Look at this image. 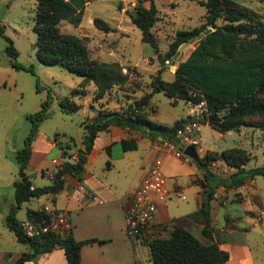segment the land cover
Returning <instances> with one entry per match:
<instances>
[{
    "label": "trees",
    "instance_id": "obj_1",
    "mask_svg": "<svg viewBox=\"0 0 264 264\" xmlns=\"http://www.w3.org/2000/svg\"><path fill=\"white\" fill-rule=\"evenodd\" d=\"M87 1L37 0L35 9L33 31L37 35L34 43L37 60L45 65L64 67L81 78L69 96L58 100L59 108L68 113L80 109L81 104L73 98L84 97L88 85L93 84L95 87L93 99L100 100L112 87L128 83L130 69L137 72L135 66L124 71L125 67L118 61H98L91 58L83 38L60 30L61 21L75 26L81 23ZM142 1L146 0H139L135 10L127 13L140 30L141 41L153 47L162 64H165L166 60H172L182 43L208 27L213 30L202 37L185 58L177 62L172 81L163 80L160 75L161 69H158L150 79L149 91L132 103L120 110H99L93 116L86 117L82 122L83 148L78 149L77 159L64 160L54 173V179L44 186H33L26 168L33 142L38 135L39 121L47 116L48 102L44 101L39 111L28 115L31 127L24 139L23 147L14 156L18 165V177L13 182L14 202L10 205L4 221L17 241L26 244L29 250L21 252L13 264L35 262L39 256L55 248L64 250L67 264H80V251L84 244L105 242L95 238L76 240L70 230L27 237L22 231L21 221L16 218V213L23 202L60 191L65 183L64 174L80 176L98 133L111 125L140 130L146 132L151 139L160 137L162 142L174 139L176 130L185 121L190 120L191 116L180 118L170 126L151 120L147 107L155 92H163L173 101L184 100L185 103L188 100L194 103L204 100L207 110L199 121L202 124L207 123L217 132L239 130L241 126L264 129V23L259 13L236 0H204L201 2L206 8L204 22L192 29L177 31L168 49L160 54L152 31L158 9L154 0H148V6L142 4ZM93 23L105 33L112 31L111 26L98 17L93 19ZM2 36L8 43L7 55L13 59V66L19 68L15 62L18 52L12 40L3 34ZM53 139L63 157L75 143L73 138L66 137L65 134H55ZM121 146L123 150H131L136 148V141L132 138L123 139ZM217 158L222 159L235 171L226 177L214 173L209 168V162ZM247 161L245 149L239 146L221 151L208 149L204 152L198 165L203 173V179L198 182L203 189L202 204L196 212L187 215L183 220L188 218L200 220L203 224L202 235L209 240L203 242L184 225L174 223L169 236L160 237L152 233L145 238L152 264H227L228 252L221 249L219 242L212 237L210 202L214 198L215 189L220 186L239 187L245 183L247 177L264 176V166L246 170ZM26 213L28 218L46 216L43 209H27Z\"/></svg>",
    "mask_w": 264,
    "mask_h": 264
},
{
    "label": "rangeland",
    "instance_id": "obj_2",
    "mask_svg": "<svg viewBox=\"0 0 264 264\" xmlns=\"http://www.w3.org/2000/svg\"><path fill=\"white\" fill-rule=\"evenodd\" d=\"M133 1L135 6H131L129 0H92L83 14L80 27L66 21L60 22L59 27L62 32L78 34L84 39L86 45L88 37H91L94 43L107 44L115 51V57L129 63L124 65L126 68L124 71L127 68H133L134 63L137 66L135 67L137 72L129 70L128 83L112 87L105 95L106 100L93 99L95 87L93 84L88 85L84 97L73 98L81 104L80 109L68 113L59 108L58 100L69 96L70 91L77 86L81 78L64 67L45 65L37 60L34 48L37 35L33 31L37 0H0V260L3 253L15 255L29 250L26 244L17 241L14 233L7 228L4 221L10 205L14 202L13 182L18 177V165L14 156L23 147L24 139L31 127L28 115L39 111L44 101L48 102L47 116L39 121L37 142L39 150L37 151L42 153L46 151L44 159L50 160L57 156L58 149L48 151L44 140H52L55 134H65L66 137H71L78 143L83 133L80 124L87 115L90 117L99 110L116 111L126 107L149 91L150 79L158 69H161L160 75L163 80L172 81L174 79L171 68L176 66L177 61L173 64L172 58L169 63L162 64L153 47L141 41L140 30L127 13L134 11L139 3V0ZM202 1L204 0H154L158 12L152 31L160 54L168 49L177 31L192 29L204 22L206 8L201 4ZM236 1L258 12L264 23V0ZM142 4L148 6L149 2L148 0L142 1ZM96 17L107 22L112 28L103 40L97 36L103 31L93 23ZM2 34L13 42L18 52L15 62L20 66L19 68L13 66V59L6 53L8 43ZM193 46L189 44L183 50L182 59ZM90 49L95 54V47L91 46ZM151 105L149 111L154 108V112L151 111L148 117L165 124H172L176 117L188 111L184 100H177L173 103L163 92L153 94ZM201 136L200 146L205 150L201 152L200 157L208 149L221 151L228 147L239 146L245 149L248 156L245 164L246 170L264 166V129L241 126L239 130L219 133L202 125ZM191 167L194 170H201L193 162ZM209 168L214 173L225 177L235 171L220 158L210 161ZM132 172L133 168L130 166L127 178L121 177L120 179H127L129 182L133 178ZM45 173L46 171L43 172ZM49 173L52 172L46 173V176ZM117 175V173L112 174L114 179ZM31 180L38 186L50 182L39 174H32ZM182 192L185 191L182 190ZM215 192L217 197L214 212H219V220L223 221L225 219L223 212L226 213V220L229 223L227 225L234 228L233 232L238 236V243H245L249 246L251 258L246 264H264V176L247 177L242 186L228 188L220 186ZM43 200L35 198L23 203L16 213V218L19 221H25L27 219L26 209L28 207L40 208ZM167 201L174 211L178 213L185 211L183 206L186 205L187 200L171 194ZM174 223L185 226L181 220H172L160 228L161 231L155 232L156 235L169 236ZM194 227L190 226V230L201 238V234ZM244 228L247 229L243 230ZM145 243L148 242L145 241Z\"/></svg>",
    "mask_w": 264,
    "mask_h": 264
},
{
    "label": "crops",
    "instance_id": "obj_3",
    "mask_svg": "<svg viewBox=\"0 0 264 264\" xmlns=\"http://www.w3.org/2000/svg\"><path fill=\"white\" fill-rule=\"evenodd\" d=\"M91 1L88 0L86 2L84 12ZM119 3L122 2L119 1ZM80 24L77 27H80ZM108 33L100 32L97 36L103 40L108 36ZM86 41H88L87 45L91 58L98 61L115 60L122 66L129 64L127 61L115 57V51L107 44L94 43L91 37L86 38ZM91 46L95 47V54L91 51ZM133 66L137 67L136 63ZM172 71L174 74V70ZM106 99L105 96L100 100ZM170 100L176 103L172 98ZM151 106L150 101L147 107L148 111ZM151 111L154 112V108ZM188 114L189 108L183 115L176 117L173 123L180 118L186 117ZM86 117L89 116L87 115ZM80 125L82 126V123ZM202 125L210 127L207 123ZM131 138L136 141V148L123 150L121 140ZM38 139L39 136L37 135L36 140L33 142L30 160L26 168V173L30 178L32 174H39L42 178H46V173H55L64 160L75 161L78 149L83 148L81 137L79 142L75 141L74 145L67 150V154L63 157L54 139H46L44 143L47 146V150L52 151L54 148H57L58 154L50 160H45L44 154L47 152L42 153L37 151L39 150V147H37ZM61 140L62 142L64 141L62 138ZM162 144L163 142L160 140V137L151 139L146 132L111 125L108 129L98 133L93 147L87 156L84 171L80 176L70 173L64 174L65 183L60 191L55 194L48 193L38 197V199H44L41 202L42 206L40 208L28 207L27 209H43L46 212L66 211L71 217L70 231L76 240L95 238L105 241L103 243L96 241L84 244L80 251V264H151L149 248L145 243L146 239L126 236L124 216L135 191L142 179L147 175L154 159L160 157L166 186L169 190L168 198L171 194H175L177 197L187 200V202L183 206L185 211L181 213L174 211L167 200L160 204L157 215L158 225L153 231H161L160 228L173 219L177 221L181 220L188 229H190V226H195L194 228L201 234V238L194 231H191L201 241L206 242L209 239L202 235L203 224L200 220L190 218L183 220L184 217L196 212L201 207L203 189L198 182L203 179V173L201 170H194L191 167L192 162L197 165L194 161L175 157L171 151L165 150ZM201 149L202 151L205 150L203 147ZM202 151L198 152V155H201ZM130 166L133 168V178L129 182H127V179H120L121 177L127 178ZM44 171H46L45 174H43ZM113 173L118 174L116 179L113 178ZM32 185L38 186L33 181ZM182 190L185 191V194ZM178 191L182 192L183 197L177 194ZM216 197L217 193L215 192L214 198L210 202V227L213 240H217L219 247L228 252L229 258L227 264H246L251 258L249 246L245 243H238L239 239L233 232L234 228H230L227 225L229 223L226 220V213L223 212L225 219L223 221L219 220V212H214ZM246 229L244 228L243 230ZM20 254L11 255L3 253L0 264H13ZM23 264H67V261L64 250L55 248L51 252L39 256L37 261H26Z\"/></svg>",
    "mask_w": 264,
    "mask_h": 264
},
{
    "label": "built area",
    "instance_id": "obj_4",
    "mask_svg": "<svg viewBox=\"0 0 264 264\" xmlns=\"http://www.w3.org/2000/svg\"><path fill=\"white\" fill-rule=\"evenodd\" d=\"M129 2H131V6H135L133 0H129ZM165 62L169 63V60ZM186 104L191 119L185 121L176 130L174 139L165 140L162 145L165 150L171 151L175 157L190 160L191 158L185 155L183 150L186 146H192L197 152L202 151L200 146L202 123L199 120L203 117L207 108L204 100L197 103L188 100ZM47 176L46 178L49 181L54 179L53 172ZM30 188L32 189L33 186ZM177 194L183 197L182 192L178 191ZM168 196L169 190L162 169V160L157 157L154 159L147 175L142 179L125 211L126 236L148 238L152 233H155L153 229L158 225L159 206L167 200ZM21 228L27 237H36L49 232L64 233L71 229V217L66 211L46 212V216L29 217L22 221Z\"/></svg>",
    "mask_w": 264,
    "mask_h": 264
},
{
    "label": "water",
    "instance_id": "obj_5",
    "mask_svg": "<svg viewBox=\"0 0 264 264\" xmlns=\"http://www.w3.org/2000/svg\"><path fill=\"white\" fill-rule=\"evenodd\" d=\"M213 29L211 27L206 28L205 30H203L201 33H199L197 36L188 39L186 42L182 43L176 53L173 56V64L175 63V61L179 62L181 61L182 57H183V50L189 45V44H193L194 46L197 45V43L200 41V39L202 37H204L205 35H207L208 33H210ZM193 46V47H194ZM172 70H174V67H172ZM184 154L189 156L197 165L200 164V157L198 155L197 150L192 147V146H186L184 148Z\"/></svg>",
    "mask_w": 264,
    "mask_h": 264
}]
</instances>
